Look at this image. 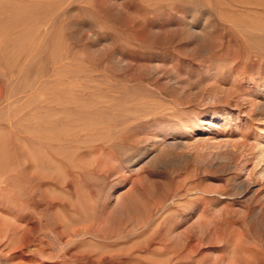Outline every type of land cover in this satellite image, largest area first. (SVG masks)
Instances as JSON below:
<instances>
[{
	"label": "rangeland",
	"instance_id": "374dc122",
	"mask_svg": "<svg viewBox=\"0 0 264 264\" xmlns=\"http://www.w3.org/2000/svg\"><path fill=\"white\" fill-rule=\"evenodd\" d=\"M253 82L264 0H0V264H264Z\"/></svg>",
	"mask_w": 264,
	"mask_h": 264
},
{
	"label": "bare ground",
	"instance_id": "6f19581e",
	"mask_svg": "<svg viewBox=\"0 0 264 264\" xmlns=\"http://www.w3.org/2000/svg\"><path fill=\"white\" fill-rule=\"evenodd\" d=\"M242 92L243 91L241 90L239 91V93L236 91L235 93H233L232 91L231 97H234H232V100L230 98L229 99L231 101H234L235 106L233 105V107H229L228 105H226L227 108L219 112L208 111L203 117L192 120V122H190L189 125L185 127V129L189 130L190 132L201 131L203 129V131L207 130L206 132H208L210 135H216L218 134V130L230 125H233L234 128H240L241 124L247 126L248 124H250V120L254 118L258 124L254 129V133L256 136L253 139V170L255 171V173L257 172V175H259L261 179H264V82L261 84H254L253 82L250 90L241 94ZM213 96L208 98L207 104L216 101V98ZM240 106L245 107L243 111L240 110ZM241 114L242 116L246 117V123L244 120H240L239 115Z\"/></svg>",
	"mask_w": 264,
	"mask_h": 264
}]
</instances>
